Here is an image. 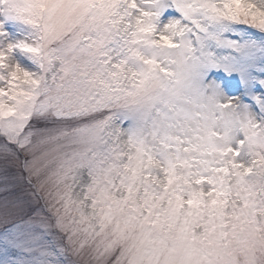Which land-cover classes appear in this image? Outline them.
Masks as SVG:
<instances>
[{"label":"snow or ice","instance_id":"1","mask_svg":"<svg viewBox=\"0 0 264 264\" xmlns=\"http://www.w3.org/2000/svg\"><path fill=\"white\" fill-rule=\"evenodd\" d=\"M0 264H264V0H0Z\"/></svg>","mask_w":264,"mask_h":264}]
</instances>
